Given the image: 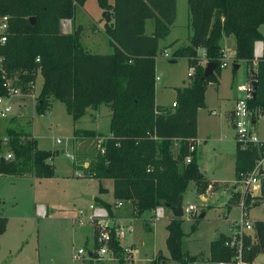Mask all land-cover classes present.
<instances>
[{
  "label": "trees",
  "instance_id": "1",
  "mask_svg": "<svg viewBox=\"0 0 264 264\" xmlns=\"http://www.w3.org/2000/svg\"><path fill=\"white\" fill-rule=\"evenodd\" d=\"M83 2L0 0V15L7 16L6 38L0 44L1 66L20 85L34 80L36 73L40 75L35 104L38 113L47 108L50 98L60 101L73 120L83 116L88 107L106 105L110 111V137L104 141L103 155H93L85 174L110 179L113 198L129 206L130 216L138 217L159 204L174 206L189 182L194 183L195 189L204 186L196 149L189 151L187 140L196 137V112L204 106L206 82H217V58L223 37L233 39V64L252 61L253 44L262 41V54L254 66L255 96L247 104L264 115V32L259 29L264 26V0H185L189 34L171 55L195 59L200 48L206 60L216 65L212 74L204 78L202 67L195 65L189 83L175 89V105L170 108L153 102L154 64L158 40L173 26L175 0H96L98 7L111 17L103 26L112 48L105 54L90 53L81 46L80 27L68 33L60 31L59 21L71 19ZM29 17H34L33 24ZM147 19L152 21L150 34L144 33ZM73 133L94 135L88 130L75 129ZM4 145L12 158L0 156V174L25 170L36 177L52 174V164H48L52 152L38 149L29 134L6 128ZM260 155L257 146L250 144L241 149L235 143V175L248 172ZM186 156L190 157L188 162H184ZM248 200L243 198L246 207ZM181 220L172 217L165 225V247L170 259L187 264L196 256L182 251ZM4 227L5 219L0 217V234ZM252 236V240L248 236L243 239V259L249 263L264 253V220L253 222ZM225 238L219 234L210 243L212 262L230 258L231 251L223 243ZM111 247L115 254L120 252L116 241ZM164 258L156 257L158 261Z\"/></svg>",
  "mask_w": 264,
  "mask_h": 264
},
{
  "label": "rangeland",
  "instance_id": "2",
  "mask_svg": "<svg viewBox=\"0 0 264 264\" xmlns=\"http://www.w3.org/2000/svg\"><path fill=\"white\" fill-rule=\"evenodd\" d=\"M84 9L82 11L76 7L74 21H71L84 25L83 37L89 36L102 43L95 51H107L109 47L103 32L102 9L96 0H85ZM151 23L147 19L146 28L151 27ZM186 24L185 0H177L174 27L158 40L159 50L155 57L154 71L158 80L155 82L153 102L159 107L170 108L175 89L189 83L191 77H187L186 72L190 65L202 67L198 63L204 58L200 48L195 59L163 57V51L171 55L177 43L185 42ZM259 29L264 32V26ZM193 60L196 62L191 64ZM237 64L235 69L232 65L221 68L216 74V83L206 82L204 106L196 112V162L204 186L195 189L194 183L189 182L182 194L181 207L189 204L196 207L195 217L187 218L183 214L180 224L183 232L182 251L196 256V260L187 264L217 263L209 259L210 243L219 234L230 233L232 222L239 218L241 200L245 196L248 199L250 197L249 191L237 181L234 173L235 131L229 122L224 124L222 121L223 109L229 108L233 99L240 96L237 85L245 83L249 75V68L244 61H238ZM40 85L41 77L37 75L34 81L36 96L34 99L29 98L27 104L20 103L19 108L23 109L21 115H16L18 106L12 102L11 114L0 119V156L9 152L4 145L6 128L32 134L39 149L52 152L49 160L53 170L46 177H36L29 170L13 175L0 174V217L5 219L4 230L0 234V264H162L163 259H156L159 255L166 258L165 264H179L169 258L165 247V225L172 218L171 211L165 207L163 217L154 221L153 230L143 227L150 216L148 211L143 212L133 223L130 238L122 240V243L127 242L133 249L131 259L95 262L82 256L72 257L74 249L82 247L88 250L92 247L90 237L84 244L83 235L78 233L81 229L85 232L90 224L77 226L71 222L78 210L87 207L90 201L87 196H91L92 201L106 200L108 208H112L115 201L111 194L112 187L110 192L109 179H98L84 172L83 164L96 154L95 135L81 138L88 143L72 148V134L75 129H90L95 125L99 131L106 132L109 117L105 114L104 106L100 105L97 124L88 119V115L80 121L73 120L65 112L63 104L53 98L49 99L47 108L38 113L35 104ZM212 110L215 114H210ZM262 128L263 115L257 119L259 133ZM55 139L61 142L56 143ZM65 152L71 153L74 160L68 158ZM207 185H210V189H207ZM243 194L246 195L243 197ZM253 203L246 207L247 219L251 222L264 220V199ZM38 209L44 210L43 216L38 214ZM202 212L203 216L198 218ZM250 264H264V253L257 254Z\"/></svg>",
  "mask_w": 264,
  "mask_h": 264
},
{
  "label": "built area",
  "instance_id": "3",
  "mask_svg": "<svg viewBox=\"0 0 264 264\" xmlns=\"http://www.w3.org/2000/svg\"><path fill=\"white\" fill-rule=\"evenodd\" d=\"M60 30L65 31L66 29V19H61L59 21ZM7 30V16L0 15V44L5 41ZM263 50L262 41H255L253 44V60H256L261 56ZM163 57L171 58L172 55L162 52ZM235 58V53L232 48L220 44L219 46V56L218 67L224 68L233 64ZM38 58H35L37 61ZM207 62L204 57L202 60L198 61L199 64L203 65ZM195 70V65H190L186 72V76L190 77ZM158 80L157 76H154V82ZM251 80L252 77L249 74L245 83L237 85V91L240 96L236 97L233 101L232 108L230 110L231 126L233 127L234 141L239 146V148H244L246 145H254L261 149V155L255 159L251 169L248 172H239L237 175V181L240 182L246 190L249 191L248 204L253 202L261 201V197L258 195L259 178L264 177V138H260L255 131V120L259 118L262 114L257 109L249 108L247 102L251 98ZM34 92V80H28L25 84L20 85L17 83L15 77H9L1 66L0 57V119L8 117L12 112V102L17 99L23 98H35ZM175 102H171L170 106L173 107ZM210 114H215V111H210ZM110 135H95L96 152L99 155L104 153V141L109 138ZM56 143H60V139H55ZM198 144L197 138H190L187 140V147L189 151L196 149ZM65 155L74 160L71 153L65 152ZM12 153L6 152L4 159H11ZM189 156L184 158V162H188ZM48 164H52L48 159ZM260 172V173H259ZM80 175L79 172H76ZM207 189H210V185H207ZM246 194H243V197ZM242 197V198H243ZM123 202L121 200H115L111 209H117L122 207ZM240 215L237 220L233 222V227L230 233L227 234L224 240V246H226L231 251L230 258L227 261H220L216 264H250L248 261L243 259V239L249 237L252 240V225L251 222L246 217V206L241 200L240 204ZM248 207V206H247ZM164 207L159 204L151 210V214L148 221L153 224L154 221L163 217ZM196 213V207L193 204H189L185 207H181V218L182 215H186L187 218H193ZM38 214L43 216L44 210L38 209ZM135 217H115L112 216L108 209L103 206L95 205L90 202L87 207L82 210H78L76 216L71 220L72 224L77 226H82L84 223H88L92 226L93 231V243L89 250L84 248H76L73 250L72 257L80 258L85 257L87 260L102 262L104 260L113 259H125L129 260L132 257L133 249L131 246H122L121 241L133 232V221ZM250 232V233H249ZM116 241L118 246H120V252L115 254L112 251L111 244Z\"/></svg>",
  "mask_w": 264,
  "mask_h": 264
},
{
  "label": "crops",
  "instance_id": "4",
  "mask_svg": "<svg viewBox=\"0 0 264 264\" xmlns=\"http://www.w3.org/2000/svg\"><path fill=\"white\" fill-rule=\"evenodd\" d=\"M108 2L109 3H111L112 2V0H108ZM84 3H85V0H84V2H83V4L81 5V6H78L82 11H85V9H84ZM101 10V9H100ZM103 10H101V12H102ZM176 11H177V0H175V14H176ZM102 18V17H101ZM71 20H73L74 21V15H73V17L71 18V19H66V29H65V31H62V30H60L61 32H63V33H68V32H71L74 28H77V27H80L81 28V30H80V32H79V42H80V44H81V46L85 49V50H87L88 52H90V53H98V54H105V53H109L110 51H111V46H110V44H109V42H108V39H107V44H108V50L107 51H95V50H98V48L102 45V43L99 41V40H97V39H95V38H90L89 36H84L83 37V33H84V25H82V24H80V23H77V24H73V22L71 21ZM102 20H103V23H105V21H104V19L102 18ZM111 21V18H110V15H109V21L108 22H110ZM146 21L147 20H145V22H144V33L145 34H150L151 33V29H152V23H151V27H149L148 26V28H146V26H147V24H146ZM174 21H175V18H174ZM174 21H173V26L171 27V29L174 27ZM152 22V21H151ZM187 27V26H186ZM170 29V30H171ZM170 30H169V32H170ZM104 32V31H103ZM168 32V33H169ZM186 37L185 38H187V36H188V34H189V29L188 28H186ZM105 34V33H104ZM107 38V37H106ZM82 39H84V41H82ZM231 39V41L233 42V39L230 37V36H228V37H223V39L221 40V42H220V44H222V45H225V46H227V47H229V48H232V44L233 43H231V41H230V43L228 42V40H230ZM185 42H186V39H185ZM185 42H183V43H185ZM182 44V43H181ZM178 45H180L179 43H177V46ZM232 45V46H231ZM92 48V49H91ZM107 49V47H105V50ZM105 52V53H104ZM255 61L256 60H252V63H253V65H252V67H253V69H254V66H255ZM237 67H238V64H237ZM37 75H39L38 73H36V76H35V78L37 77ZM40 76V75H39ZM154 76H156L155 75V71H154ZM35 78H34V81H35ZM156 82V81H155ZM155 82H154V88H155ZM155 91V90H154ZM236 98V97H235ZM235 98L233 99V101L235 100ZM25 100V101H24ZM27 100H29V98H23V99H17L16 101H15V103L17 104V106H18V110L16 111V115H21L22 113H23V109H20L19 108V105H20V103L21 102H23V103H26V101ZM233 101H232V103H231V105L229 106V108H224L223 109V111H222V121H223V123L225 124L226 122H229V124L231 125V119H230V110H231V108H232V105H233ZM172 102H173V100H172ZM27 104V103H26ZM171 104V103H170ZM101 105H103V104H101ZM104 106V109L106 110L105 111V114H107V116L109 117V114H110V111H109V109H108V107L106 106V105H103ZM99 107H100V105L99 106H97V107H88L87 109H86V112H85V114L83 115V116H81V117H79L78 119H76V121H80V119H82L84 116H86V115H88V119H91V120H93L94 122H95V124H97L98 123V121H97V118H98V113L100 112L99 111ZM17 112H20L19 114H17ZM264 116V115H263ZM258 119V118H257ZM257 119L255 120V131H256V133L258 134V136L260 137V138H264V128H262L261 129V132L259 133L258 132V130H257ZM108 120V119H107ZM76 130H80V131H82V130H88V131H92L93 133H94V135H107L108 134V126H107V131L106 132H101V131H99L98 129H97V127H96V125H95V127L94 128H90V129H85V128H80V129H76ZM197 131H198V126H197ZM30 136L31 137H33L34 138V136L32 135V134H30ZM72 137H73V141H71V147L72 148H75V147H77V146H80L81 144H86V143H88L87 142V140H81V138H83V137H85V136H83V135H81V134H72ZM196 138H197V134H196ZM35 139V138H34ZM197 140H198V138H197ZM174 145H176V143L174 144ZM37 146V145H36ZM38 148V147H37ZM176 148V147H175ZM39 149V148H38ZM233 157H234V154H233ZM92 159V158H91ZM90 159V160H91ZM51 160V159H50ZM89 163V162H88ZM88 163H84L83 164V166H84V170H85V168L88 166ZM85 172V171H84ZM108 179V178H107ZM109 182H110V184H109V188H110V192H111V187H112V182H111V180L109 179ZM107 191V190H106ZM107 193H109L108 191H107ZM112 194V193H111ZM87 199L88 200H90L88 203H90V202H92V203H94L95 205H99V206H103V207H105L106 209H108L109 210V212H110V214L111 215H113V216H115V217H120V218H123V217H128V216H130V209H129V206L128 205H126V204H124V205H122V207H120V208H117V209H111L110 207L108 208V204L106 203L107 201L106 200H102V199H98V201H92L91 199H92V197L91 196H87ZM261 199H264V198H261ZM102 204H107V206H104V205H102ZM150 214H151V210L150 211H148ZM143 214V213H142ZM141 214V215H142ZM149 214V215H150ZM141 215H139L138 217H135V219H134V221H133V223L135 224V222H136V220H138L139 218H140V216ZM146 222L143 224V227H146V228H148L149 230H153V224H151L148 220H145ZM234 222V221H233ZM233 222H232V226H231V228H230V230L232 229V227H233ZM146 223H148V224H146ZM88 229H89V231H88ZM79 233V235L80 236H82L83 235V237H84V244H86L87 243V237L89 236L90 237V242H91V245H92V243H93V231H92V226L90 225V227L89 228H87V230L84 232V230L83 229H81L80 230V232H78ZM250 233V232H249ZM225 235V234H224ZM225 236H227V234L225 235ZM128 237V239L130 238V235H128V236H126L125 238H127ZM166 237V236H165ZM124 238V239H125ZM121 243V245L122 246H126V245H129L127 242L126 243H122V241L120 242ZM82 248V247H81ZM89 250V249H88ZM161 257H163L162 255H160ZM165 263H166V260H165ZM214 264V263H213Z\"/></svg>",
  "mask_w": 264,
  "mask_h": 264
},
{
  "label": "water",
  "instance_id": "5",
  "mask_svg": "<svg viewBox=\"0 0 264 264\" xmlns=\"http://www.w3.org/2000/svg\"><path fill=\"white\" fill-rule=\"evenodd\" d=\"M101 17L104 19L105 22H108L109 21L108 11L103 10L101 12ZM28 21L30 24H33L34 23V17H29ZM253 56H254V54H253ZM215 65H216L215 62H209V61L205 62V64L202 67L201 77L204 78V77L210 76L212 74L214 68H215ZM246 65L248 66L249 74L252 77V80H251V87H252L251 98H254L255 89H256V85H257L256 75H255V71L252 67V65H253L252 61H247ZM236 67H237V64H232L233 69H235ZM19 113L20 112H17V114H19ZM258 195H259V197L264 198V177L263 176H261L259 178ZM181 199H182V196L179 195L177 198L176 205L169 206L168 204H162V206L165 208H168L171 211L172 217H180L181 216ZM202 216H203V212L198 215V217H200V218ZM158 258H161V256L159 255ZM161 263L165 264V260L164 259L161 260Z\"/></svg>",
  "mask_w": 264,
  "mask_h": 264
}]
</instances>
